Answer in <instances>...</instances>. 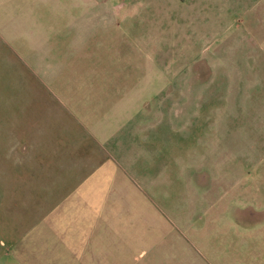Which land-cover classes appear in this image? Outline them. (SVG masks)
Wrapping results in <instances>:
<instances>
[{
  "label": "rangeland",
  "instance_id": "1",
  "mask_svg": "<svg viewBox=\"0 0 264 264\" xmlns=\"http://www.w3.org/2000/svg\"><path fill=\"white\" fill-rule=\"evenodd\" d=\"M110 1L108 24L45 19L11 53L0 45V264H53L75 249L81 201L52 209L85 163L113 157L151 166L115 170L105 204L122 237L138 228L159 243L172 228L178 264H264V8L219 9V41L202 0ZM43 215L46 257L32 228Z\"/></svg>",
  "mask_w": 264,
  "mask_h": 264
},
{
  "label": "crops",
  "instance_id": "2",
  "mask_svg": "<svg viewBox=\"0 0 264 264\" xmlns=\"http://www.w3.org/2000/svg\"><path fill=\"white\" fill-rule=\"evenodd\" d=\"M241 2L250 3L249 9L252 10L260 6L264 8V0L201 1L200 8L210 7L214 10L211 16L213 17L212 35L218 36L216 40L221 41L222 35L223 33L225 34L226 31L223 30V32H221L219 28L217 29L215 27V24H217L216 19L219 17L217 14L218 10H230ZM116 5L119 4L117 3ZM113 7L114 3L110 0H0V45L2 49L6 48V50L8 49L11 53L13 51V40L27 38L26 36H28L30 32L29 26H41L44 24L45 19L51 20V23L54 22V24L59 23L69 26L81 25L84 26V30L87 29V26L90 28L91 23H94V21L101 22L104 20L106 21V24H108V20H110L108 14L109 9ZM94 8L100 10L99 19H93L92 17L91 10ZM122 8L125 7H120V9ZM77 10L81 13V15L78 16L80 18L79 22L76 16ZM201 19L203 20V18ZM261 20L263 21L262 18ZM116 22L117 18H115V23ZM90 34L85 36L82 34L81 38L88 37ZM250 34L252 33H247V35L251 36ZM261 35H263V33H261ZM123 88L131 89L130 86H124ZM127 97L134 98L131 96ZM137 102L136 106L138 107ZM133 108L137 110L136 107ZM130 109L131 107H129V111ZM129 111L125 110L129 123H136V125L141 127V130H139L136 126L135 131H145L146 122L144 120L141 121L139 119L140 116L137 115L142 112ZM149 113L151 114V112ZM159 116L165 118L166 114H159ZM159 116H155L153 121H155L156 118H159ZM169 121H172L171 116ZM168 126L172 130V124H168ZM112 138L115 142H111L114 145L111 147H116L117 150L115 151H122L123 146L121 145V142L117 141L116 136H113ZM133 143V148L138 151L143 147L140 141H134ZM113 159L112 161L105 163L104 167L103 160H97L96 162L88 161L85 163L84 168L88 170L89 174L83 179L81 177L74 179V190L71 193L62 196L61 200L57 201V204H55L52 209L53 212H57L61 207L67 205L69 201H81V203H79L82 208L80 213L81 220L78 226L80 231H75V235L76 232L77 234L79 233L78 239L80 244L76 246L75 249L71 246L66 257L63 260L55 261L53 264H178L177 262H182V259L179 261L178 259L171 258L174 243L170 241L167 236L171 233L172 228H170L168 234L166 228L161 229V232L164 233V237L159 243L156 242V232L154 233V236H150L138 228H132L128 237H122L120 235L119 228L121 227L119 224H122V219L120 217L116 218L115 215L110 214V211H107V205L105 204V201L108 200L106 198L108 192H110V188L115 182V170L120 166L126 172H130L131 169H133L144 174L147 170L151 169V166L150 163L138 164L134 161H120V157H113ZM81 168L82 166L77 167L76 169L80 170ZM102 168L107 169L105 177H101L100 179L94 177ZM93 177L95 180L99 179L98 181L100 182L97 192H95L94 197L92 196V198H90V196H83L82 188L88 182H91ZM61 181L65 184L64 180L60 179V182ZM119 196L123 197L122 199L124 200L131 198L129 197V194L123 193L119 194ZM87 200L97 201L93 204V201L87 202ZM49 214L50 212L48 215ZM48 215H43L39 220L32 224V228L37 229V234L40 237L37 248L43 249L41 251L44 252L43 255L45 257L48 247H45V249L43 248L45 237H42L39 232L40 228H43L45 224H48ZM61 228L63 229L64 237H67L65 232H69L70 236L73 237L69 226H62ZM153 238L154 242L151 243ZM29 245L28 241H26V248L30 247ZM179 245L181 248V243Z\"/></svg>",
  "mask_w": 264,
  "mask_h": 264
}]
</instances>
